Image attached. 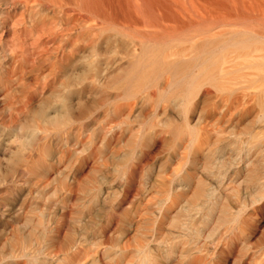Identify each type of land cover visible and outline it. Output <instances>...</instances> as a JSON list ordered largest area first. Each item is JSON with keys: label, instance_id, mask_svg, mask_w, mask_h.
Masks as SVG:
<instances>
[{"label": "bare ground", "instance_id": "1", "mask_svg": "<svg viewBox=\"0 0 264 264\" xmlns=\"http://www.w3.org/2000/svg\"><path fill=\"white\" fill-rule=\"evenodd\" d=\"M0 75V86L3 87L5 91L10 92V90H14L17 87L19 92L21 90L23 91V98L21 100L23 103H25V99L31 98L29 95L31 91L33 93H38L40 89L43 90L45 86L50 83L55 85V89H52L50 92L51 95L39 101L38 106L32 109V113L30 116L26 117L23 123H16L10 127L11 132H16L14 141H20V143H22V146L19 147L18 150L13 151V154L8 160L9 168L15 170L19 166L22 169V173L20 174L18 172L19 176H17L18 174L16 175L20 183H22L21 181L28 183L29 180L25 179L27 177L26 174H32L34 170V172L37 173L39 170L35 169L37 166V162L35 163V161L37 160H34L32 153L29 154L28 152L26 154L22 150L23 146H36L37 144L38 150H40V144L41 146L43 145L41 143L42 141L44 143V141L49 140L50 137L56 136V134L52 133L53 130L58 129H55V127H61V130L66 129L74 122L88 116L90 111L93 112V110H91L93 105H97L96 107H98L99 104H103V106L107 104V106H109L108 111L114 112L116 116L124 115L127 110L131 109L132 111L136 109L142 101L148 99L156 100L157 104L158 102L159 104L162 102L161 104H163V107L167 108L171 106L170 104L174 105V107L180 106L183 107L185 111L190 110V108H192L191 106L195 108V106L202 105V103H207L211 105L208 110L209 116L212 115L215 117L214 115H218L220 117L215 123L225 118H227L229 122L232 120L241 122L249 118L264 125V0H0ZM59 76H63L65 79L60 80L58 79ZM17 98L18 96L16 97V101ZM19 99L21 98L19 97L18 100ZM33 99L35 98L33 97L30 100ZM32 102H34V100ZM16 103L17 102L14 103V101H11L9 107L11 105L14 106ZM167 103L169 105H167ZM99 106L102 107L101 105ZM196 110L197 109L194 111ZM92 112H90V114ZM166 112H168V116L173 114L169 113L168 109ZM166 112L164 111V113ZM177 113L182 114L178 112V110ZM187 114V127L193 132L198 130V133L195 132L197 134L194 135V140L197 138L198 143H201L202 137L210 132H216L219 136L224 134L225 130L223 131V129L220 128L216 129L215 123L211 122L212 124H210L209 122L201 126V118L200 122L198 121L199 119H197L200 116L196 118L199 122V128L197 126L192 127L191 124L194 122L191 123V120L196 114ZM250 121H248V123ZM219 124L220 122L218 125ZM0 125L4 126L3 123H0ZM209 126L213 128L215 126L216 130L210 131ZM196 127L198 129H196ZM108 129H110V127H108ZM150 130L155 129L150 128ZM68 131L69 130H67V132ZM103 131L108 133L112 131V129L107 130L103 128ZM251 131L249 133H251ZM259 131L262 130H258V132ZM253 132L254 131H252V135L249 136L246 142L244 141L241 147V149L246 148V150L249 151L248 154L239 158V160L234 158L232 163H243V166H250L252 168V166L256 165V161L258 163V161L260 162V160L263 159V157L260 158L261 154L255 157L253 156L254 158L251 157L252 159L249 156L254 146H256L254 148L257 149L258 143H264V135H261V138L263 136V140H261L258 136L254 135L257 131H255L254 134ZM51 133L54 135L50 136ZM60 133L63 134L62 131ZM111 133L112 136L114 133L117 135V132ZM120 133H122V131ZM159 134L157 137H159ZM256 139L259 142H257ZM205 140L204 138V141ZM55 141H53L52 144ZM204 141H202V143ZM191 142H193V140ZM197 142H194L197 144L196 146L199 145ZM50 145L51 144L44 148V150L46 149L45 152H49L48 154H50L53 149H51ZM217 145L216 143V146ZM196 146L193 144V147H195L194 150L197 148ZM222 146H220V148ZM259 147H261V145L258 146V148ZM32 149L35 148L32 147ZM222 149L223 148L220 150ZM218 150H216V153ZM258 150L260 151L261 149L259 148ZM42 152L44 151L42 150ZM263 152L264 150L262 153ZM51 153L53 154V151ZM54 153H56V151ZM214 153L215 151H212L213 155L216 154ZM93 154L91 156H93ZM212 154L210 153L211 156H209L211 159ZM255 154L256 153L253 155ZM262 155H264V153ZM209 157L208 159H210ZM129 162L130 161H128L127 164ZM195 162L197 161L195 160ZM232 163L230 162V164ZM43 164H46V162ZM42 167H44V165ZM130 167L132 168V166ZM130 167L128 169L129 171ZM20 168L17 171H21ZM257 168H253V171L256 172L258 170ZM12 169L10 171H12ZM138 169L139 168H135L133 170L136 171ZM131 172L128 174L132 175L133 173ZM184 172L183 174H185ZM179 173L180 172H178V174ZM219 173L221 175L223 174L222 171H219ZM255 174L256 176L258 175L257 173ZM39 175H42V177L44 176V174H38V176ZM134 175L135 173L133 176H130V178L134 177L135 180ZM254 176L253 179L255 178ZM184 177L188 178L186 175ZM257 177L259 178V175ZM126 179L130 180L128 178ZM250 179L251 178H249V180ZM73 180L72 182L76 179ZM127 180L126 183H128V185L133 182V180H130L131 182ZM257 181L259 180L257 179ZM247 183L249 184V182ZM263 184L264 181L262 185ZM17 185L21 188L23 186V184L22 186H20V184ZM62 185L63 184H61V187ZM68 186L71 185L68 184ZM180 186H183V184ZM257 186L256 183L251 186L249 184V191H247L248 194L246 195L250 198H245V196L242 200L239 197V199L236 198L237 203L240 201V204L237 205L238 209L236 212L234 209H231L233 210L231 212L236 213L234 217L241 218V223L239 227H237L239 229H236L237 231L239 230V232L236 233V237L229 233L233 237L229 238L228 234L227 237L229 239L226 238V242L223 243L220 242L224 239L220 240L216 247L213 245L215 248L212 246L213 249H211L210 246L207 247L205 244L201 245L196 242L193 248H189V241H187L186 235L188 234L187 232L192 230L185 231L186 234L180 231V233L185 234L182 235L186 239H182L181 243L185 241L188 244H186L187 248L190 250L186 257L187 261L185 259L184 262L180 261L179 264H203V262L206 264H225L227 262L223 261L222 263L221 261L219 263L218 260V256L223 254L225 249H228V251L240 249L241 262L239 264H264V241L255 244L253 241H250L252 238H248V235L250 236L249 231H251L252 228L254 230L253 232L257 231L256 229L259 227V223L262 221L264 214V187L262 186L263 188H260V186ZM259 188L261 190L257 191ZM241 189L242 188H240V192L243 194L244 191L242 192ZM213 191L210 190L203 193H205L207 198L210 197L211 199L212 195L216 197L215 192V195L212 193ZM169 192H166L163 197L165 206L163 205L164 215H162L165 220V215L171 212L173 207L176 206L179 194L177 191ZM183 193L184 192H181L180 194ZM207 200L208 199L203 201L202 199L204 203H207ZM209 201L211 202V200ZM221 202H223V200ZM213 203L212 205L215 203L219 204V201ZM208 204L209 203L204 206L205 208L199 209V211L204 210L208 213L211 208L208 210L207 206L212 207L211 204ZM218 204L216 205L217 207H212L213 210H211V212L219 209L218 207L220 204ZM223 206L224 208L227 207L224 204ZM192 208L193 206L187 208V211H192ZM174 211H176V209H174ZM228 211L229 210L226 208L224 213ZM231 212L229 213L231 214ZM181 214L183 215V213ZM185 215H187V213H185ZM216 215L214 212L210 217ZM258 215H260V218L256 219ZM220 216L222 215L220 214ZM206 217L209 218V216ZM200 218L198 217L199 220ZM207 218L203 220H207L208 222ZM189 219L186 220L189 221ZM191 219H193V217ZM228 219L226 221L227 227L233 222H230V224L227 223ZM232 219L235 218L232 217ZM199 220L196 221L199 222ZM196 221L190 220L194 225ZM198 222L196 223L198 224ZM162 224H160V227L163 229ZM184 224L187 223L185 222ZM163 226L165 227V225ZM181 226H183V224H181ZM173 227H175V225ZM187 227L184 228L186 229ZM194 227L198 226L195 225ZM230 227H232V225L228 228L230 229ZM200 228L202 229V226H200ZM175 231H177L176 233L179 232L178 230ZM190 233L188 235H190ZM55 234L56 233H54V235ZM56 235L58 236V234ZM182 235L180 239L181 237L183 238ZM196 235H194L193 232V235H191L192 237L188 239L191 240L193 236ZM17 237L19 236L17 235ZM17 237L15 238L17 239ZM21 239L22 241L26 240L24 238ZM198 239H200L199 235ZM22 243L21 241L19 242V244ZM182 246L187 250L183 244ZM182 246H180L181 250L183 248ZM144 247H146V245ZM180 247L178 245V248ZM157 248H155V250ZM174 248L173 244H169L162 248V252L164 251L163 253L160 250L161 254L159 253L160 255L158 256L157 254L153 255L151 249L141 248L137 252L140 256L135 261L137 263L139 260L141 264H161V262L166 264L162 259L169 257L172 252H175ZM155 250L153 251L154 253ZM77 252H79L78 249ZM234 252L236 253L237 251ZM77 254L75 253L73 255L72 252L70 254L71 256L67 254L69 258L64 257L65 260H67L66 263L78 264L81 254L79 255L80 257ZM175 255H177L176 259H178V254H173V256ZM30 256L28 255V257L34 261L37 259L36 255L30 254ZM220 257L223 258L221 255ZM68 260H70V262ZM173 261L175 262V260ZM23 262L21 264L25 263ZM27 262L25 264H27ZM28 264H30V262Z\"/></svg>", "mask_w": 264, "mask_h": 264}, {"label": "rangeland", "instance_id": "2", "mask_svg": "<svg viewBox=\"0 0 264 264\" xmlns=\"http://www.w3.org/2000/svg\"><path fill=\"white\" fill-rule=\"evenodd\" d=\"M58 79L64 80L65 78L59 76ZM17 88L10 90L9 92L5 91V89L0 86V123L4 124V126L0 125V264H21L23 261L26 263L28 260L27 264L29 262L30 264H67V260H65L64 257L69 258L71 252L73 255L75 253H78V256L81 254L78 264H141L139 260L137 263L135 261L140 256L137 252L141 248L148 250L151 249L152 254H157V256L161 254L163 250L162 248L169 244H173L175 248H178V245L180 247L183 244L187 248V243L184 241L186 239L183 236L186 234L185 231L192 230L190 231L192 233L187 232L188 234L190 233V235L187 234L188 237L186 235L187 241H189V245L187 244L189 248H193L196 243H200L201 245L205 244L207 247L210 246L211 249H213L214 246L216 247V245H218L220 240L224 239L220 242L223 243L226 242V238L229 239L233 237L231 235L236 237V233L239 232V230L237 231L236 229H239L237 227H239L241 223V218L234 217L236 213L231 212L233 211L231 209H234L236 212L238 209L237 205L240 204V201L238 200L239 202L237 203L236 200L239 198L242 200L244 199V196L245 198L248 197L246 194H248L247 191H249V184L251 186L256 183L257 186L259 182L261 183V179L263 183L264 155L262 154L264 152L262 153V151L264 150V143L262 142L263 145L258 143L257 149H255L254 147L256 146H254V149L252 148L249 154L250 158L257 156L258 154H261L260 158L263 157L262 160L259 159L260 162L262 161L263 163H260L259 161L257 163L256 161V165H254L256 168L258 167L257 171L259 173L253 171V168L256 169L254 166H252V168L250 166H243V163H232V160L234 158L239 160V158L248 154L249 151H247L246 148L241 149V147L243 146L244 141L246 142V140L249 139V136L252 135V131H257L255 132L256 134H254V132L253 134L263 140V136L261 138V135H264L263 124H259L257 121H253L249 118L241 122H237L236 120L229 122L228 119L225 118L218 121V123L220 122L219 125H222L219 126L215 121L220 117L218 115H214L215 117L212 115L209 116L208 110L211 105L207 103H202V105L195 106V108L191 106L192 108H190V110L185 111V109L183 110V107L180 106L174 107V105L170 104L171 106H168L169 108H167L163 107V104H161L162 102H160V104L158 102L157 104L156 100L148 99L142 101L140 103L141 106L139 105L136 109H133L132 111L131 109L127 110L124 115L116 116L114 115V112L108 111L109 106H107V104H104V106L103 104H99L102 107L99 105L98 107H96L97 105H93V107H91L93 112L90 111L92 112L91 114L89 112L88 116L74 122L67 127L68 129L61 130V127H55V129H58H56L57 131L53 130L54 132L52 131V133L56 134V136L50 137V141L47 140L44 141V143L42 141L41 143L43 145L41 146L40 144V150H38L39 148L37 144V148L35 145L23 146L22 150L26 154L28 152L29 154H33L34 160H37L35 161V163L37 162L36 167H38H35V169L39 170L37 173H35L34 170L32 174H26L27 177L25 179L29 180L28 183L21 180L22 183H20L17 180V176H19V173H22V169L19 166L15 170L9 168L8 160L13 154V151L18 150V148L22 146V143H20V141H14L16 132H11L10 127L16 123H23L26 117L30 116L32 113V109L38 106L39 101H42L51 95L50 92L52 89H55V85L50 83L45 86L43 90L40 89L38 93H33L31 91L29 95L31 98H35L33 99L34 102H32L33 100H30V98L25 99V103L21 101L23 98V91L20 89L21 91L19 92ZM17 96L21 99L18 100L17 98L16 101ZM11 101H14V103L17 102L14 104L15 107L13 105L9 107ZM167 105L169 104L167 103ZM167 109L169 113L173 114L168 116V112H166ZM176 109L182 114L177 113ZM195 109L197 110L194 111ZM182 110L183 112L185 111V114ZM164 111L166 113H164ZM187 113H189V115L192 113L196 114L192 119L193 121L191 120V123L194 122L191 124L192 127H198L201 118V126L206 125L209 122L210 124L215 123L216 129L220 128L223 129V131L225 130L224 134L219 136L216 132H210L202 137L203 139L201 140V143H198L197 138L194 140V135L198 133V130L193 132L187 127ZM197 116L200 117L197 118ZM196 118L199 119V122ZM248 121L250 122L248 123ZM151 125H154L155 127ZM107 126L110 127L112 131L105 133L103 128L110 130ZM197 127L196 129L199 128ZM150 128L155 130H150ZM212 128L213 127H210L209 130H216L215 126L213 130ZM67 130L69 131L67 132ZM258 130L262 131L258 132ZM61 131L63 134L60 133ZM121 131L122 133H120ZM250 131L251 133H249ZM111 132H117V135L114 133L112 136ZM156 132H159L160 134ZM52 133L50 136L54 135H52ZM158 134L159 137H157ZM204 138L206 139L205 141ZM191 139L193 142H191ZM53 141L55 142L52 144ZM202 141L205 143H202ZM194 142H197L199 145L196 146L197 144ZM216 143L218 144L217 146ZM46 144H51V149L55 148L54 150L52 149L53 154L51 153L52 151L50 152L52 156L48 154L49 152H45L46 149L44 150V148L47 147ZM193 144L197 147L195 150ZM260 145L261 147L259 148L262 150H260L261 152L258 150V146ZM220 146H222V150H220ZM32 147L35 149H32ZM214 148H217L216 150L219 149L217 153ZM211 149L212 151H215V155L212 154ZM42 150L45 153L42 152ZM55 151L56 153H54ZM92 152L95 153L93 154ZM210 153L212 154V159L209 157L211 156ZM254 153L256 154L253 155ZM92 154L93 156H91ZM50 157H53L54 159ZM208 157L210 159H208ZM194 159L197 162H195ZM128 161H130V164H127ZM45 162L46 164H43ZM230 162L232 164H230ZM258 164L261 165L259 166ZM43 165L44 167H42ZM130 166H132V168ZM129 167L130 171L128 170ZM134 167L139 169L134 171ZM19 168L21 171H17ZM11 169L12 171H10ZM219 171H222L223 174L221 175ZM130 172L133 174L135 173V180L134 177L130 178V176H133V174H128ZM178 172L180 173L178 174ZM183 172L185 174H183ZM255 173L259 175V178ZM38 174H44V176H38ZM185 175L189 179L184 177ZM253 176L256 180L255 178L253 179ZM126 178L133 180V182ZM249 178L251 179L249 180ZM73 179L76 180L74 181ZM257 179L259 181H257ZM72 180L78 183H74ZM126 180L131 182V184L129 183L130 185H128ZM246 181L249 182V184ZM73 183L75 186H78L75 187ZM179 183L180 185H185V189L183 186H180ZM262 183L260 185H262ZM17 184H20V186L23 184L22 188ZM61 184H63L62 187ZM68 184L71 186H68ZM259 184L257 187L260 186ZM262 186L264 187V184ZM262 186H260V188ZM240 188H242V192L244 191L243 194L240 192ZM260 188L257 189V191L261 190ZM210 190H214L212 193L214 194L215 192V199L213 195V198L211 197V199L210 197L207 198L205 195V193ZM169 191L179 192L176 204L178 207L174 206L171 212L165 215V220L163 219V207L165 206L163 203V197L164 194ZM180 191L184 193L180 194ZM249 198L250 197H248V199ZM202 199L203 201L208 199L207 203L211 205L214 201H219L220 205L217 203L219 209L217 208L218 210L211 212L214 207H217V204L214 202L215 204L213 203L214 205H212L213 208L207 206L208 210L211 208L209 211L211 214L204 210L199 211V209L201 210L207 205ZM213 199L214 201L212 202ZM209 200H211V202ZM222 200L223 202H221ZM200 204L205 205L201 206ZM223 204L227 207L224 208ZM191 206H193L194 209L192 208V211H187V208H190ZM226 208L229 211L224 213ZM174 209H176V211H174ZM214 212L215 215H218L210 217ZM229 212H231V214ZM181 213H183V215L187 213V215L183 216ZM220 214L223 217L220 216ZM197 215L199 218L201 215L204 217L201 216L199 220ZM206 216H209L210 219ZM258 216L256 219L260 218V215ZM192 217L193 219H191ZM205 217L208 219V222L207 220L204 221L206 219ZM232 217L235 219H232ZM228 218L232 220H229ZM186 219H189V221ZM227 219V223L229 224L232 221L234 222L230 224L232 225L230 229L228 228L230 225L227 227L226 224ZM190 220H199V222L201 221V224H204L205 222L207 223L201 225L196 221L202 226L201 229L196 222L194 223L198 227H194L195 225L193 222L191 223ZM185 222L189 224H184ZM160 224H162L163 229L160 227ZM181 224H183L184 227H188L185 229ZM163 225H165V227ZM174 225L176 228L173 227ZM57 227L59 228L60 233L58 232ZM175 230H178L179 232L176 233L177 231ZM256 230L257 231L253 232L254 230L252 228L251 231H249L250 236L248 235V238H252H249L250 241L258 244V242L261 243L264 241V234H262L264 233V214L263 219ZM180 231L185 234L180 233ZM193 232L194 235L197 234L196 236H193V238L196 237L194 239L197 240H194L193 238L191 240L188 239L189 237H192L191 235H193ZM54 233L58 234V236L56 234L54 235ZM220 233L221 237H218ZM228 234L229 238L227 237ZM17 235L19 237H17ZM181 235L183 238L181 237L180 239ZM198 235L200 239H198ZM15 237H17V239ZM21 238L26 239L23 240L25 242H23ZM205 238L209 239L206 240ZM182 239H184V242L182 241L183 243H181ZM20 241L23 243L19 244ZM144 244L146 247H144ZM156 245L159 247L157 248ZM155 248L158 249V252ZM175 248V252L171 253L172 256L170 255L169 257L162 259L166 264L168 262L170 264H176V262L179 264L180 261L184 262L185 259L187 261L186 257L189 254L188 251L190 249L187 248L186 250L183 247V253L181 247L178 249L176 248V250ZM77 249L79 252H77ZM154 250L155 253L153 252ZM234 251L237 252L235 253ZM234 251H228V249H225L224 253L220 254L223 258H221L220 255L218 256L219 263L225 261L227 262L225 264H239L241 262L240 249H235ZM29 253L31 255H36L37 259H35V261L32 260ZM67 254L69 256H67ZM173 254H178V259H176L177 255L173 256ZM28 255L30 257H28ZM173 260H175V262ZM68 261L70 262V260ZM161 264L163 263L161 262ZM203 264L206 263L203 262Z\"/></svg>", "mask_w": 264, "mask_h": 264}]
</instances>
